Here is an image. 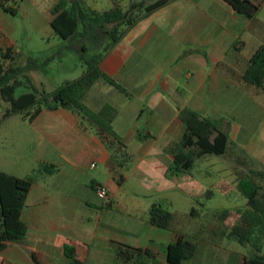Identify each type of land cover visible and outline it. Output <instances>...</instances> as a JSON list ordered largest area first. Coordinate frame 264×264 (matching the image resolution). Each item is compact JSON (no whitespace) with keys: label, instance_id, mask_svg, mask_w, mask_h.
Masks as SVG:
<instances>
[{"label":"crops","instance_id":"1","mask_svg":"<svg viewBox=\"0 0 264 264\" xmlns=\"http://www.w3.org/2000/svg\"><path fill=\"white\" fill-rule=\"evenodd\" d=\"M56 2L53 0L49 9ZM255 19L235 12L223 0H171L137 22L106 54L100 68L126 89L127 102L118 105L111 99L115 87L105 80H97L87 90L84 101L95 110L105 103L116 108L113 126L127 146L133 144L130 163L122 166L124 170L116 159L111 160L110 150L95 130L73 112L43 107L33 119L25 118L32 136L31 161L16 165L13 171H0L23 178L40 162L56 165L57 171L35 176L20 212L27 233L23 241L8 244L0 251V264H70L64 245L74 248L82 264H167L166 247L180 235L190 237L182 229L169 231L151 224L149 207L159 203L144 198L141 188L182 193H202L206 189L191 171L168 173L171 155L166 149L184 131L178 113L187 106L186 101L179 107L175 103L183 71L174 65L181 60L183 67L189 68L187 72L192 71L182 81L188 92L204 88L211 93L229 94L231 88L240 89V82L231 81L228 75L232 72L239 78L238 58L227 61L235 41H226L223 33L229 30L236 35L250 28ZM152 54L165 65L156 66L148 76V63L156 62ZM54 87L50 85L46 90ZM135 96L145 104H134ZM145 112L148 128L140 131L134 123ZM238 136L239 130L237 140ZM252 142L238 144L259 159ZM241 171L238 168L232 173L236 190ZM130 177L133 183L122 192ZM255 180L264 193V179ZM218 181L225 186L223 172ZM99 184L108 189L107 202L96 195L95 186ZM222 192L226 194L224 187ZM236 199L241 201L236 209L249 206L239 191ZM190 239L196 251L181 264H242L243 256L253 253L252 249L245 253L226 244ZM228 239L239 244L235 237ZM259 254H264V248Z\"/></svg>","mask_w":264,"mask_h":264},{"label":"trees","instance_id":"2","mask_svg":"<svg viewBox=\"0 0 264 264\" xmlns=\"http://www.w3.org/2000/svg\"><path fill=\"white\" fill-rule=\"evenodd\" d=\"M171 0H134L125 8L120 0H113V6L98 11L86 4L84 0H57L49 12V25L55 35L66 41L64 49H70L79 38L92 37L97 30L103 31L105 38L98 49L89 50L81 45L80 60L83 64L81 74L74 79L62 81L51 90L37 87L29 75L31 71H41L48 59L27 57L19 63V54L12 46L0 43V101L5 105L1 118L14 114L28 120L33 119L43 107L48 109L62 108L76 114L81 121L92 127L98 137L111 152V160L116 154L130 158L126 152V143L116 132L113 122L116 108L109 103L99 109L90 108L84 101L87 90L97 81L105 80L121 92L126 89L101 68L102 59L122 39L126 32L144 17ZM235 12L253 19L258 4L250 0H223ZM14 0H0V9L16 14ZM242 80L255 88L264 91V44L258 45L249 56L241 75ZM19 87L27 91L15 95ZM178 117L184 125L180 139L167 147L171 155L168 173H186L193 167L196 159L208 154L224 155L232 144L229 133L220 128L216 120L200 114L198 111L183 107ZM242 156H237L239 163H247L248 153L238 148ZM250 159V158H249ZM57 166L40 162L26 177H17L0 171V251L8 244L23 241L27 233V225L20 218V212L27 193L37 174H52ZM237 190L249 202L245 209H236L237 221L224 229V236L235 237L241 245H249L253 250L250 256H243L242 264H264V193L256 177L264 179V170L250 169L246 173L237 174ZM229 209H224L219 218L224 220L230 216ZM173 214L160 204H151L148 210V221L162 229L175 231L172 226ZM225 230L227 232L225 233ZM192 239H197L192 235ZM196 251V244L184 235L166 247L167 264H181L191 258ZM64 253L70 264H82L77 260L74 248L64 245Z\"/></svg>","mask_w":264,"mask_h":264},{"label":"rangeland","instance_id":"3","mask_svg":"<svg viewBox=\"0 0 264 264\" xmlns=\"http://www.w3.org/2000/svg\"><path fill=\"white\" fill-rule=\"evenodd\" d=\"M14 1L12 4L16 7V14L13 15L0 9V39L3 45L12 46L19 54V63H24L27 57L40 60L49 58V63L44 69L29 72L36 86L49 89L50 85L57 86L64 80L78 77L84 68L79 57L81 45L89 50L98 49L105 38L103 31H95L94 38L90 36L79 38L72 48L64 49L63 45L66 41L55 35L49 25V8L53 0ZM84 1L98 11L107 10L113 6V0ZM132 1L134 0H120L119 3L125 8ZM255 3L258 4V10L255 15L256 19L250 28L241 29L236 35L229 30L223 33L226 41H235L229 48L227 61L234 57L238 58L239 78L237 79L236 74L234 76L232 72H228V75L231 81L240 82V89L231 88L229 94L211 93L210 90L204 88L197 92H188L184 89L182 81L186 78V74L192 71L187 72L189 68L183 67L181 60L174 65L176 68L181 67L183 71L177 83L178 86L180 84L175 102L177 107L181 102L186 101V107H195L200 114L216 120L220 128L229 133L232 144L238 147H231L224 155L208 154L196 159L190 171L196 179L205 183L206 189L202 193L195 191L182 193L175 189L162 192L147 188L140 190L144 198L152 199L173 214L172 226L175 229H182L190 238L195 235L199 240H206L219 246L226 244L231 249H240L245 253L251 249L249 245H239L223 233L226 227L229 228L236 222V207L241 203L240 199H236L238 191L232 186L233 170L240 168L242 173L250 169L264 170V91L246 85L241 78L248 57L258 45L264 44V0H258ZM157 49L161 48H156V51ZM150 52L153 53L152 50ZM151 59L156 62L148 63L147 75L152 74L156 66L165 65L164 62H157L156 54H152ZM99 82L106 83L102 79ZM112 90L110 98L118 105L127 102L126 92H119L116 88ZM25 91H27L26 88L19 87L15 95ZM133 103L139 106L145 104L137 96ZM4 105L0 101V169L13 171L16 165L29 164L31 161L32 136L28 130V123H26L28 120L22 118L21 115L14 114L1 118ZM127 114L129 116V113ZM146 116L147 112L135 121V128L140 131L148 128L145 123ZM121 122L125 124L122 120ZM246 140L253 141L252 145L256 148L260 158H255L244 149L249 157L246 158L247 163L242 164L237 159V156H242L238 149L240 148L238 141ZM128 145L125 150L129 154L133 144ZM129 156L131 157L130 154ZM115 159L121 164L120 168L130 163V158L122 154H116ZM99 166L101 167L100 164ZM222 172L228 182L224 183L225 186L218 181ZM256 179L260 178L256 177ZM131 183H133V178L130 177L122 188V192L129 188ZM222 186L225 188V195L222 192ZM224 209H229L231 215L222 220L219 214Z\"/></svg>","mask_w":264,"mask_h":264},{"label":"built area","instance_id":"4","mask_svg":"<svg viewBox=\"0 0 264 264\" xmlns=\"http://www.w3.org/2000/svg\"><path fill=\"white\" fill-rule=\"evenodd\" d=\"M95 192H96V195L98 196V198L104 200L105 202H107L109 200L108 189L104 185H101V184L96 185L95 186Z\"/></svg>","mask_w":264,"mask_h":264}]
</instances>
